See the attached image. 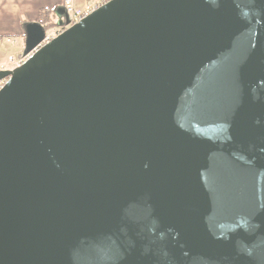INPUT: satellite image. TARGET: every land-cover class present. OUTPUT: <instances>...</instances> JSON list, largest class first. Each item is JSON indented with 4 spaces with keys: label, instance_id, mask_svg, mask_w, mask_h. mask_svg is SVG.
I'll return each mask as SVG.
<instances>
[{
    "label": "water",
    "instance_id": "obj_1",
    "mask_svg": "<svg viewBox=\"0 0 264 264\" xmlns=\"http://www.w3.org/2000/svg\"><path fill=\"white\" fill-rule=\"evenodd\" d=\"M3 78L0 264H264V0H112Z\"/></svg>",
    "mask_w": 264,
    "mask_h": 264
},
{
    "label": "crops",
    "instance_id": "obj_2",
    "mask_svg": "<svg viewBox=\"0 0 264 264\" xmlns=\"http://www.w3.org/2000/svg\"><path fill=\"white\" fill-rule=\"evenodd\" d=\"M44 11L43 17L41 13ZM62 13V0H0V36L24 38L27 25L37 23L44 28L50 22L57 23L56 15ZM21 45L18 42L15 47L1 46L0 60L6 53L18 55L24 52L25 45Z\"/></svg>",
    "mask_w": 264,
    "mask_h": 264
},
{
    "label": "built area",
    "instance_id": "obj_3",
    "mask_svg": "<svg viewBox=\"0 0 264 264\" xmlns=\"http://www.w3.org/2000/svg\"><path fill=\"white\" fill-rule=\"evenodd\" d=\"M112 0H62L63 21L44 32L42 40L35 45L30 51H24L18 55L6 53L4 59L0 60V70L13 71L21 67L28 58L33 55L42 46L50 42L59 33L87 17L98 8L104 6ZM18 39L13 36H0V48L2 45L15 47L18 44ZM7 78L0 79V89L4 86Z\"/></svg>",
    "mask_w": 264,
    "mask_h": 264
},
{
    "label": "rangeland",
    "instance_id": "obj_4",
    "mask_svg": "<svg viewBox=\"0 0 264 264\" xmlns=\"http://www.w3.org/2000/svg\"><path fill=\"white\" fill-rule=\"evenodd\" d=\"M56 17L58 18V20H57V23H61L62 21H63V19H64V17L61 15V16H58V15H56ZM56 18V19H57ZM52 29V28H51ZM48 30H50V29H48ZM47 30V31H48ZM18 42H21V44L23 45L24 44V38H21V39H18L17 40ZM21 45V46H22ZM3 46V45H2ZM5 46V45H4Z\"/></svg>",
    "mask_w": 264,
    "mask_h": 264
},
{
    "label": "trees",
    "instance_id": "obj_5",
    "mask_svg": "<svg viewBox=\"0 0 264 264\" xmlns=\"http://www.w3.org/2000/svg\"><path fill=\"white\" fill-rule=\"evenodd\" d=\"M44 14H45V11L41 13V15H42L43 17H44ZM42 20H43V19H42ZM55 25H56L55 22H50V23L44 25V29H45V31H47L48 29L53 28Z\"/></svg>",
    "mask_w": 264,
    "mask_h": 264
}]
</instances>
